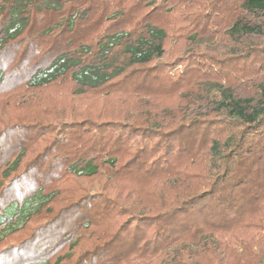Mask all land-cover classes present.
I'll return each mask as SVG.
<instances>
[{
  "label": "trees",
  "instance_id": "obj_1",
  "mask_svg": "<svg viewBox=\"0 0 264 264\" xmlns=\"http://www.w3.org/2000/svg\"><path fill=\"white\" fill-rule=\"evenodd\" d=\"M0 264H264V0H0Z\"/></svg>",
  "mask_w": 264,
  "mask_h": 264
},
{
  "label": "built area",
  "instance_id": "obj_2",
  "mask_svg": "<svg viewBox=\"0 0 264 264\" xmlns=\"http://www.w3.org/2000/svg\"><path fill=\"white\" fill-rule=\"evenodd\" d=\"M56 67H57V65H53V66L50 67L48 70L39 73V74L34 78V81L39 80V79L42 78V77H46V76H48V74H50V73H52V72L55 71Z\"/></svg>",
  "mask_w": 264,
  "mask_h": 264
}]
</instances>
